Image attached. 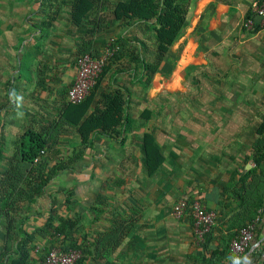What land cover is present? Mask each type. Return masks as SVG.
I'll return each instance as SVG.
<instances>
[{
  "label": "crops",
  "instance_id": "0c3cea01",
  "mask_svg": "<svg viewBox=\"0 0 264 264\" xmlns=\"http://www.w3.org/2000/svg\"><path fill=\"white\" fill-rule=\"evenodd\" d=\"M130 1L0 0V253L10 220L16 221V244L19 226L35 231L57 208L81 220L71 239L82 252L81 264H208L213 252H225L212 258L215 264L244 256L263 264L264 158L257 143L264 139L258 134L264 124V29H241L260 0H184L186 24L169 48L181 56L175 71L164 73L156 66L151 24L126 26L115 16L117 6ZM79 2L88 7L76 25L72 13ZM189 3L197 5L190 19ZM232 10L239 11L237 18ZM111 37L123 39V57L109 62L80 125L62 122L76 59L82 52L101 56ZM146 38L154 47L143 43ZM190 68H198L201 87L186 78ZM12 90L22 97L19 106L9 98ZM171 95L183 101L180 108ZM112 101L122 104L125 123L110 135L92 131L84 137L81 124ZM30 131L46 134L51 149L74 159L34 202L22 183L14 200L9 172L14 150ZM147 134L162 157L154 174L146 169ZM47 164H56L55 153ZM180 200H198L215 212L207 238L196 239L191 217L175 218ZM251 221L253 241L238 256L231 243ZM48 241L38 237L34 258Z\"/></svg>",
  "mask_w": 264,
  "mask_h": 264
},
{
  "label": "trees",
  "instance_id": "16d2710c",
  "mask_svg": "<svg viewBox=\"0 0 264 264\" xmlns=\"http://www.w3.org/2000/svg\"><path fill=\"white\" fill-rule=\"evenodd\" d=\"M183 1L184 0H132L129 3L119 4L116 8L115 16L118 21L124 22L126 26L137 23L146 25L151 24L154 32L153 35L156 39L159 60L166 55L169 48L183 33L188 14L187 6L185 3H182ZM263 1L264 0H260L258 3L261 4ZM85 7L88 6L81 4V2L74 5L72 17L76 25L82 22V18L85 16ZM251 14L252 11L248 12L246 18L250 17ZM118 43L122 45V50L113 58L116 60L123 57L125 48V45L122 44L123 39H118ZM85 54L87 53L82 52L79 56ZM91 55L95 58L99 57V54ZM107 67L108 65L105 67L102 75L106 72ZM145 70H149V67L145 66ZM155 70H157V68H154L152 71L155 72ZM101 77L98 79L91 95L88 96L83 103L78 105L68 104L62 114V122L75 126L81 122L89 108V100L96 91ZM116 102L117 101H112L105 110L91 115L81 124L79 132L84 137L92 131H94V133L99 132L108 135H110L111 131L113 133L116 127L123 122L125 123L122 104ZM258 134L264 137V124L259 128ZM257 144L258 147L262 146L260 154L262 153L261 155L264 158V139L258 141ZM144 145L147 172L149 174H154L160 168L162 160L161 153L157 146L154 145L152 136L148 134L145 135ZM54 153L56 154V164L49 166L47 164L48 154ZM14 158L13 170L9 171L13 174L12 177L15 179V181L12 182L14 187L12 195L14 200L19 198V194H17L15 190L18 185L22 183L28 188L27 192L29 193L30 202H34L36 198L41 197L52 179L55 177L57 178L60 173L68 171L72 167L71 161L74 160L65 157L59 149H51L49 138L46 134L33 131L27 132L23 136L20 145L14 150ZM38 158L39 161L36 163L35 161ZM66 197L65 206L68 205L70 200L69 192H66ZM55 212L56 214L53 213L52 210L45 225L35 231L23 230L19 226L23 234L21 240L17 241L18 243L16 244H11L12 242H16L14 239L17 238V234L15 235L16 221L14 219L10 220L6 232V244L4 250L0 253V264H40V262L45 259L46 255L54 248H60L64 252L79 250V246L72 243L71 239L74 237L73 235L81 231V220L78 217L63 216L59 213L57 208ZM252 222L254 221H251L249 224ZM210 234L211 231L205 238ZM39 236L49 241L45 249L40 252L39 258L36 259L33 256V252L36 250ZM205 251H207V246H205ZM217 254L219 253H211L212 256L208 260L209 263H206L215 264L212 258ZM220 255L224 256L225 252H222L219 256ZM223 256L219 259L223 258ZM203 257H206L205 253H203ZM82 260L83 256L78 264H81Z\"/></svg>",
  "mask_w": 264,
  "mask_h": 264
},
{
  "label": "built area",
  "instance_id": "2783aa9c",
  "mask_svg": "<svg viewBox=\"0 0 264 264\" xmlns=\"http://www.w3.org/2000/svg\"><path fill=\"white\" fill-rule=\"evenodd\" d=\"M241 29L248 31L264 29V1L254 7L250 17H245ZM120 51L121 45L112 38L106 44L101 56L95 58L91 54H85L76 59V80L67 93L69 104H81L91 95L105 67ZM38 161L39 158L35 162ZM173 212L178 220L186 216L193 219L194 235L199 241L203 240L212 230L217 218L215 212L207 210L198 200H180L174 205ZM254 233L255 223L243 228L232 241L231 251L238 256L243 255L250 247ZM81 258L82 252L80 250L64 252L60 248H54L40 264H78Z\"/></svg>",
  "mask_w": 264,
  "mask_h": 264
},
{
  "label": "rangeland",
  "instance_id": "374dc122",
  "mask_svg": "<svg viewBox=\"0 0 264 264\" xmlns=\"http://www.w3.org/2000/svg\"><path fill=\"white\" fill-rule=\"evenodd\" d=\"M247 2V1H246ZM188 7H189V15H188V17H189V19L196 13V9H197V5L194 7V5L193 4H190L189 3V5H188ZM239 15V11L238 12H236V10H232V14H231V16H232V18L234 17V18H237V16ZM136 33V32H135ZM150 34V33H149ZM131 36H133V34H131V33H129V35H128V39L129 40H131V39H133ZM150 36H152L151 34H150ZM115 39V40H117V42H118V38L116 39V38H114V37H111L109 40H111V39ZM119 39H120V37H119ZM122 39V38H121ZM150 39V38H149ZM148 38H146V39H144V42L143 43H145L146 45H150L151 47H154V41H153V39H150L149 40ZM108 40V41H109ZM179 41V40H178ZM125 45V44H124ZM128 49H127V52H128V55H129V57H131L130 56V54L131 53H129L130 51H133L132 50V42H128ZM172 51V49H169L168 50V52H167V54L166 55H168V53H170L171 51ZM198 54H199V52H198ZM164 56V57H162V58H160L159 59V62L157 63V65L156 66H158L159 67V65L161 66V72H165L166 70L168 71V70H172V71H175V69H176V66H177V63H178V59H179V57L181 56V52L180 51H172L171 52V56L170 57H167V56ZM129 57H127V59L128 60H130V58ZM206 57L211 61V60H213V55H212V53H208V54H206ZM131 59H133V58H131ZM173 66H172V65ZM186 65V64H185ZM171 71V72H172ZM197 71H198V68H190V69H188L187 71H186V78L189 80V79H194V81L196 82V87H201L197 82H199V80H201L202 79V77L201 76H199L198 77V75H197ZM172 76V75H171ZM170 76V77H171ZM159 77L160 78H162V82H167L168 80L167 79H165L164 77H163V75H160L159 74ZM169 77V78H170ZM203 81V80H202ZM204 84H205V82H204ZM204 84H203V86H204ZM195 87V88H196ZM197 91H200V89L199 88H197ZM172 96V102H173V104L175 105V107H177V108H180L182 105H183V101H181L180 100V98L178 97V96H174V95H171ZM259 119V118H258ZM256 128V127H255ZM64 151L65 152H67V150L64 148Z\"/></svg>",
  "mask_w": 264,
  "mask_h": 264
},
{
  "label": "clouds",
  "instance_id": "9594fccd",
  "mask_svg": "<svg viewBox=\"0 0 264 264\" xmlns=\"http://www.w3.org/2000/svg\"><path fill=\"white\" fill-rule=\"evenodd\" d=\"M9 98L12 100H15L18 106H19L20 101L22 100V97L18 96L15 90H12L9 92ZM20 115H22V113H20ZM241 261H247L248 264H250V260L248 256L234 257V264H241Z\"/></svg>",
  "mask_w": 264,
  "mask_h": 264
}]
</instances>
